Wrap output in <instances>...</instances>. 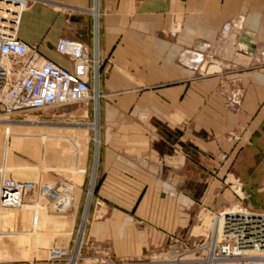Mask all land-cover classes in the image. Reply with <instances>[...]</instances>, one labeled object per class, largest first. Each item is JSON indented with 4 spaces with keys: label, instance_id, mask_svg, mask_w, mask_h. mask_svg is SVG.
I'll use <instances>...</instances> for the list:
<instances>
[{
    "label": "crops",
    "instance_id": "0c3cea01",
    "mask_svg": "<svg viewBox=\"0 0 264 264\" xmlns=\"http://www.w3.org/2000/svg\"><path fill=\"white\" fill-rule=\"evenodd\" d=\"M41 1L19 38L70 71L56 43L81 40L98 57L100 98L12 117L5 154L0 125V180L71 197L64 213L42 199L38 244L71 242L93 178L86 244L119 260L168 255L223 207L264 209V0ZM18 247L1 245L13 256Z\"/></svg>",
    "mask_w": 264,
    "mask_h": 264
},
{
    "label": "built area",
    "instance_id": "2783aa9c",
    "mask_svg": "<svg viewBox=\"0 0 264 264\" xmlns=\"http://www.w3.org/2000/svg\"><path fill=\"white\" fill-rule=\"evenodd\" d=\"M41 2L0 0V125H4L6 134L13 122L12 117L21 113L88 101L97 104L100 98L98 57H91L88 46L81 40L62 37L56 43V54L73 64L74 69L70 71L45 59L38 53L35 45L19 38L23 13ZM75 64L82 67L86 75L91 73V80L83 77L75 69ZM98 144L99 142L94 141L96 151ZM79 172L84 174L85 170L81 169ZM93 188L94 178L87 193L88 202ZM67 190L65 187L35 186L2 178L0 210L21 208L25 199L33 198L35 194L55 203ZM217 219H221L219 237L217 228L215 229ZM82 224L83 219L79 234ZM213 225L209 237L191 244L188 243L189 240L181 241L177 250L171 246L169 258L136 264H254L250 260H264V210H251L235 205L218 213L213 219ZM78 240L79 236L72 249H51L48 258L38 263L32 261L8 264H80L82 239L79 243Z\"/></svg>",
    "mask_w": 264,
    "mask_h": 264
},
{
    "label": "rangeland",
    "instance_id": "374dc122",
    "mask_svg": "<svg viewBox=\"0 0 264 264\" xmlns=\"http://www.w3.org/2000/svg\"><path fill=\"white\" fill-rule=\"evenodd\" d=\"M237 50H241L239 47H236ZM243 52V50H241ZM90 103L92 104V107L94 106V102L90 101ZM77 105L82 106L83 103H79ZM96 105V104H95ZM17 121H19V117L17 118ZM97 121V119L93 122H91V124H95ZM89 130V134H88V139H90V141H92V143L94 144V141H96V131L91 127V125L88 127ZM99 135V132H98ZM19 141H16V143H18ZM47 141H40L41 145H45ZM14 144V145H15ZM79 171V170H78ZM250 198L253 197L254 195H249ZM29 198V197H28ZM32 200V198H29L28 200L25 199L24 201V205L29 204ZM89 205L90 202H86L85 204V209H83L79 222L77 224V228L74 231V234L72 236L71 242L68 243V240L65 239L64 237H68V234L65 233L62 236H58V235H51L49 236V240L48 243L45 244H41V243H37L36 239L39 236L44 235L45 233L41 232V230H39L42 225L40 227H38L37 229H32L27 223L29 221H27V219H29V216L26 214V212L24 211V209L18 208V209H5L4 211H7V214L9 212H15L16 217H12L13 221L20 223L21 222V218L20 215H24L25 214V218H27L25 220V224L24 225H17V224H12L10 227H2V223L0 225V264H4V263H14V262H34V263H38L42 260H45L48 258V253L51 249L53 248H64V247H69V249H72L74 247L75 242L77 241V238L79 236V228H80V224L82 222V219L87 211V218H86V223H85V227H84V234H83V238L82 239V245H81V249H80V255H81V260H80V264H136V263H141V262H149L152 260H164L169 258V255H158L156 257H151V256H147V257H142L139 259H128V260H119V259H115L113 257H109V256H104V254H101L98 250H95L91 247H89L86 244V233H87V229H88V221H89ZM235 205H241L243 207H246L244 204H232L226 207H223L221 210H219L216 213H211L209 214V216H205V221H204V226H202L201 228V234L203 235L202 237H200L199 239H196L194 241H198L201 239H204L205 237H209L210 233V229L211 226L213 224V219L218 215V213H220L221 211L225 210V209H230ZM248 208V207H246ZM249 209V208H248ZM253 210V209H251ZM260 210H264V209H260ZM6 214V217H10ZM10 214V213H9ZM12 214V213H11ZM27 216V217H26ZM23 221V220H22ZM27 222V223H26ZM188 240V239H187ZM6 241V242H5ZM18 243V248L19 249H15L17 251H19V256L15 255H10L8 251V249H2L1 245H6L9 246L10 244L12 246H16V242ZM81 241V240H80ZM191 242H193V240H189L188 243L191 244ZM21 245V247H20ZM174 246V245H173ZM13 252V251H12ZM11 253V252H10ZM13 253H18V252H13ZM12 257H10V256ZM190 257V256H188Z\"/></svg>",
    "mask_w": 264,
    "mask_h": 264
},
{
    "label": "bare ground",
    "instance_id": "6f19581e",
    "mask_svg": "<svg viewBox=\"0 0 264 264\" xmlns=\"http://www.w3.org/2000/svg\"><path fill=\"white\" fill-rule=\"evenodd\" d=\"M96 123H97V121H96ZM96 123L95 124H90V125H91V127L97 133V135H96V142L98 143V141H99V135H98L99 128H98V125H96ZM3 135H4L3 151H4V154H5V153H8V151H9L8 144H7L6 139L10 135H13V133L11 132V130L9 128L8 134H6L5 131L3 130ZM15 142L16 141H12L13 147H14ZM79 170H81V169H79ZM2 178H4V177L2 176ZM0 182H1V180H0ZM32 197H33L32 200H30L31 202L29 204H26V205L23 204L22 208L24 209V211L26 212V214L29 216V219H27V221H29V222L28 223L26 222V223L32 229H37L38 227H40L42 225V222H41L42 221V212H44V210H46V206L43 205V203H42V199H43L42 197H39L36 194L34 196H32ZM4 210H0V225L3 222V219L6 217V214H7V211H4ZM9 213L7 215L10 216L9 218H11V219H12V217H16V215H19V214H16L15 212H12V211L9 212ZM86 218H87V211H86V213H85V215L83 217V224H82V228L80 230L79 237L80 236L82 237V234H83V231H84L83 230V225L86 222ZM216 222L218 224H217V226L215 225V229L217 228L218 237H219L220 236V228H221V219L220 220L217 219ZM213 227H214V225L212 224L211 230L213 229ZM68 236H69V234H68ZM66 239H68V238L66 237ZM78 243H79V240H78ZM250 262L251 263H254V264H264V260H261V259L250 260ZM209 264H210V262H209Z\"/></svg>",
    "mask_w": 264,
    "mask_h": 264
},
{
    "label": "water",
    "instance_id": "95a60500",
    "mask_svg": "<svg viewBox=\"0 0 264 264\" xmlns=\"http://www.w3.org/2000/svg\"><path fill=\"white\" fill-rule=\"evenodd\" d=\"M70 201H71V197L69 195V192H67L63 194L55 203H53L50 206V211L64 213L70 208V203H71ZM59 205H61L60 208Z\"/></svg>",
    "mask_w": 264,
    "mask_h": 264
},
{
    "label": "trees",
    "instance_id": "16d2710c",
    "mask_svg": "<svg viewBox=\"0 0 264 264\" xmlns=\"http://www.w3.org/2000/svg\"><path fill=\"white\" fill-rule=\"evenodd\" d=\"M95 190H96V185L94 186V193H95Z\"/></svg>",
    "mask_w": 264,
    "mask_h": 264
}]
</instances>
